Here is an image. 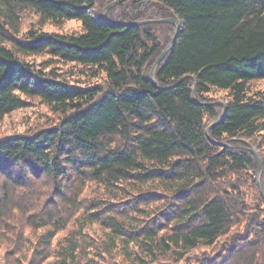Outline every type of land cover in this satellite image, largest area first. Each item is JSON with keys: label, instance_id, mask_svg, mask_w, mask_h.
Returning a JSON list of instances; mask_svg holds the SVG:
<instances>
[{"label": "trees", "instance_id": "obj_1", "mask_svg": "<svg viewBox=\"0 0 264 264\" xmlns=\"http://www.w3.org/2000/svg\"><path fill=\"white\" fill-rule=\"evenodd\" d=\"M71 19L81 32L43 30ZM58 63L101 79L74 82ZM262 79L264 0H0V121L32 98L58 117L0 138L5 264L180 262L235 226L200 262L264 264V212L243 190L264 205L251 149L264 91L249 92Z\"/></svg>", "mask_w": 264, "mask_h": 264}, {"label": "rangeland", "instance_id": "obj_2", "mask_svg": "<svg viewBox=\"0 0 264 264\" xmlns=\"http://www.w3.org/2000/svg\"><path fill=\"white\" fill-rule=\"evenodd\" d=\"M109 9V8H108ZM108 9L106 8L104 10L105 14H107ZM35 18L33 16H30L27 21H34ZM39 22V19L37 21L36 18V24ZM40 28L39 26H37ZM43 30L49 31V32H60V33H79L83 30L82 23L78 19H71L68 21H65L61 25H56L51 22H48L45 24L43 27ZM46 56H36L32 57L31 60H34L38 64L44 60ZM59 66V71L70 78L74 82H81L83 84L85 83H96L98 82L101 77H95L92 75H87L82 73L81 66L73 63H58ZM257 91H264V79L262 80H256L250 82L249 85V92L250 94L254 95L255 92ZM209 97L220 104H225L230 99L229 93L227 90H221V89H216L213 88L210 93ZM30 104L28 107L19 109L14 111L13 113L5 116L1 121H0V138L6 137V136H11V135H17V134H31L34 132H37L40 130V128L44 127H49L53 126L58 122V117L56 114H54L49 106L43 102L40 101L38 98H32L29 99ZM260 140H262L260 142ZM249 143H252L253 140H246ZM257 143L261 147H257L256 145L252 146L251 149L252 151L257 155L260 169L258 171V179L259 182L261 180L262 174L264 172V166L262 163V157H264V136L259 137ZM257 175V174H256ZM243 190L246 194L248 203L250 205L251 212H256L258 215H260L264 210L261 207H264L263 204H261L260 200V190L256 189V187L253 185L251 186L250 184H247L243 187ZM261 192L264 196V188H261ZM250 210H248V213H246L245 217H249ZM262 220L263 218L260 217ZM244 225V224H243ZM232 230H236L237 232H234L233 234L236 233V235L233 234H228L223 237L218 241V244L213 245V246H201L196 250H193L191 254H189L185 260H182L180 262H175L174 260H164L160 264H202L199 259L201 258H213L216 257L220 252L225 249V244L232 242V239L240 235V232L245 231V228L243 226H235L233 227ZM101 232V229L97 226H94L91 230L90 233L93 235L98 236ZM204 260V259H203ZM117 262L123 263L124 260L122 256H118ZM0 264H5V259H4V253L0 251ZM126 264V263H124ZM155 264V263H154ZM159 264V263H157Z\"/></svg>", "mask_w": 264, "mask_h": 264}, {"label": "water", "instance_id": "obj_3", "mask_svg": "<svg viewBox=\"0 0 264 264\" xmlns=\"http://www.w3.org/2000/svg\"><path fill=\"white\" fill-rule=\"evenodd\" d=\"M113 4H114V3L110 4V5L107 7V9H108L110 6H112ZM158 21H175V22L178 24V26H179V22H178L176 19H174V18L160 19V20H158ZM177 35H178V32H177L176 35L174 36V38H173V40H172V43H174L175 40L177 39ZM166 51H167V50H166ZM166 51H165V52H166ZM165 52L162 54V56L165 54ZM162 56H161V57H162ZM161 57L158 59V63L160 62ZM196 85H197V83L195 84V88H196Z\"/></svg>", "mask_w": 264, "mask_h": 264}]
</instances>
